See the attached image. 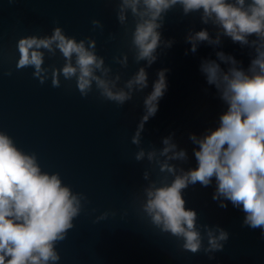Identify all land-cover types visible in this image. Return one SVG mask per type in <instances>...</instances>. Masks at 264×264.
Returning <instances> with one entry per match:
<instances>
[{"label":"clouds","instance_id":"obj_1","mask_svg":"<svg viewBox=\"0 0 264 264\" xmlns=\"http://www.w3.org/2000/svg\"><path fill=\"white\" fill-rule=\"evenodd\" d=\"M116 3V18L124 35L130 31V51L135 64L143 66L121 83L122 74L113 72L105 58L97 54V42L92 37L77 40L56 26L50 35H27L18 39L19 58L16 70L33 69L32 76L41 85L48 81L60 88L63 81L75 82L81 97L94 91L103 100L122 107L138 93L148 88V71L158 59V49L171 48L174 41L162 39L167 13L179 6L183 16L200 13V22L207 28L189 31L186 42L196 53L201 42L219 46L223 37L250 49L247 69L223 51L216 60H203L200 71L209 85L214 86L226 110L218 125L201 135L189 134L195 146V168L180 166L189 160L187 150L174 141V133L162 139L163 147L142 146L145 124L158 111L160 99L167 89L166 72H157L152 91L144 96V114L131 144L137 150L136 162L147 161L142 174L141 212L161 233L182 241L183 251L203 252L214 259V253L224 250L230 234L219 225H199L198 214L186 208L183 192L189 186L209 187L215 182L213 201L221 209L229 203L243 213L242 226L259 229L264 236V0H106ZM93 30L104 31L99 19H92ZM109 40L116 34L109 33ZM59 55L63 64L45 65L49 57ZM113 62L126 69L127 52L113 57ZM7 75L11 76L9 71ZM158 173L152 179V173ZM169 177L171 180L169 181ZM87 197L73 192L63 183L58 172L42 170L36 153L18 148L6 132L0 130V264H58L61 257L56 245L67 238L73 221L81 215ZM115 212H102L94 223L107 220ZM205 240L207 244L205 246Z\"/></svg>","mask_w":264,"mask_h":264}]
</instances>
